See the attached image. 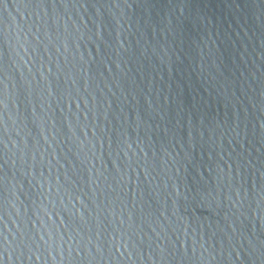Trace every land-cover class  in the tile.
I'll return each instance as SVG.
<instances>
[{"label":"water","instance_id":"water-1","mask_svg":"<svg viewBox=\"0 0 264 264\" xmlns=\"http://www.w3.org/2000/svg\"><path fill=\"white\" fill-rule=\"evenodd\" d=\"M0 264H264V0H0Z\"/></svg>","mask_w":264,"mask_h":264}]
</instances>
